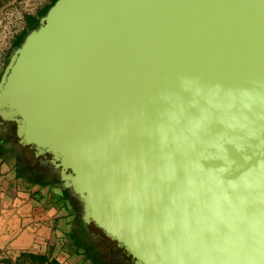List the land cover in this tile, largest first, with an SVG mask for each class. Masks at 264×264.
<instances>
[{"label": "water", "instance_id": "1", "mask_svg": "<svg viewBox=\"0 0 264 264\" xmlns=\"http://www.w3.org/2000/svg\"><path fill=\"white\" fill-rule=\"evenodd\" d=\"M3 121L133 264H264V0H56Z\"/></svg>", "mask_w": 264, "mask_h": 264}, {"label": "crops", "instance_id": "2", "mask_svg": "<svg viewBox=\"0 0 264 264\" xmlns=\"http://www.w3.org/2000/svg\"><path fill=\"white\" fill-rule=\"evenodd\" d=\"M0 129V264H133L117 243L81 219L78 201L57 167L44 168L19 143L17 125ZM12 138H10V135ZM51 162V161H50ZM57 172V175L54 173Z\"/></svg>", "mask_w": 264, "mask_h": 264}, {"label": "rangeland", "instance_id": "3", "mask_svg": "<svg viewBox=\"0 0 264 264\" xmlns=\"http://www.w3.org/2000/svg\"><path fill=\"white\" fill-rule=\"evenodd\" d=\"M7 3L8 0H0V76L8 63L10 56L16 49L13 45V41L21 32H25L26 35L31 29L38 25L37 23L33 27L27 26L25 17L22 20L15 18L16 15L13 17L12 11L7 8ZM35 16L40 19L42 15L36 13ZM8 22H12V24H15L16 26L12 30L9 28L6 29L5 27L8 25Z\"/></svg>", "mask_w": 264, "mask_h": 264}, {"label": "built area", "instance_id": "4", "mask_svg": "<svg viewBox=\"0 0 264 264\" xmlns=\"http://www.w3.org/2000/svg\"><path fill=\"white\" fill-rule=\"evenodd\" d=\"M49 0H8L7 8L12 11V16L22 20L27 16H35L41 9H43ZM16 25L8 22L6 29H13Z\"/></svg>", "mask_w": 264, "mask_h": 264}, {"label": "trees", "instance_id": "5", "mask_svg": "<svg viewBox=\"0 0 264 264\" xmlns=\"http://www.w3.org/2000/svg\"><path fill=\"white\" fill-rule=\"evenodd\" d=\"M56 2V0H49L48 3L46 4V6L41 9L38 13L40 15H45V13L48 11V9ZM39 21V18H37L36 16H27L26 17V23H27V26H35ZM24 35H25V32H21L17 37L16 39L13 41V45L14 47H18L21 42L23 41L24 39ZM26 259H31L33 262H29L30 264H35L36 262H39L40 261V258L38 256H35V255H22L21 257V260H26ZM25 261H23V263L21 264H24Z\"/></svg>", "mask_w": 264, "mask_h": 264}, {"label": "flooded vegetation", "instance_id": "6", "mask_svg": "<svg viewBox=\"0 0 264 264\" xmlns=\"http://www.w3.org/2000/svg\"><path fill=\"white\" fill-rule=\"evenodd\" d=\"M5 127V124L3 123L2 124V126H1V128L3 129ZM8 136H10V138H12V136H11V134L10 135H8ZM40 159V162H42V161H46V162H48V163H45V165L44 164H42L43 166H44V168L45 169H47V170H51V162H50V159L49 158H43V157H39ZM54 173V172H53ZM54 175H57V172H55L54 173ZM61 178V177H60ZM88 229H90V230H92V229H97L96 227H95V225H93V224H91V225H88V227H87ZM97 231L98 232H100V233H103L101 230H99V229H97ZM104 234V233H103ZM105 235V234H104Z\"/></svg>", "mask_w": 264, "mask_h": 264}]
</instances>
